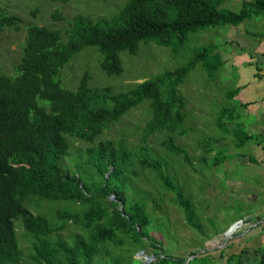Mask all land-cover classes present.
<instances>
[{"label":"trees","instance_id":"1","mask_svg":"<svg viewBox=\"0 0 264 264\" xmlns=\"http://www.w3.org/2000/svg\"><path fill=\"white\" fill-rule=\"evenodd\" d=\"M57 1L65 2L68 14H73L68 26L48 27L53 20L49 25H33L20 43L22 48L26 39L18 57L11 50L8 60L0 59V264H193L207 260L211 253L190 260L170 255L163 240L153 235L157 230L153 212L173 197L190 225L204 233L185 182L169 168L177 160L193 169L197 166L181 143L187 132L188 104L179 86L199 64L214 76L227 63L218 45L204 46L185 65L118 93L109 85L92 83L88 70L73 71L77 69L74 61L84 48L95 47L101 70L119 75L123 72L120 52L135 54L143 42L182 46L191 33L217 25H240L264 14V0L244 1L240 11L223 7L226 0H110L125 3L111 16L96 17L73 11L70 0ZM54 18L62 16L55 13ZM19 23L18 16L0 15V36L6 34V27L17 30ZM71 62L73 70L66 65ZM240 91L237 87L225 94L234 99ZM145 100L150 102L151 116L147 108L143 127L137 126L143 142L132 145L131 126L125 119ZM238 107L242 111L246 104ZM234 111L226 107L219 121L238 122ZM155 133H164L160 149L147 144ZM231 133L237 149L250 141L264 148L261 133L248 132L239 123ZM199 145L198 163L208 164L213 157L216 166L228 159L226 147L215 151L208 141ZM154 152L164 155L153 157ZM142 177L156 184V193L140 185ZM196 190L202 189L197 186ZM61 200L72 201L68 208L58 205L56 213L62 223L40 213ZM18 219L22 224L16 226ZM66 222L90 229V238L77 235L74 244L53 239ZM23 229L30 237H25ZM124 244V255L109 250ZM149 245L155 256L151 262L135 258V252ZM246 251L230 253L225 247L212 259L216 264H242ZM257 253L255 264H264V247Z\"/></svg>","mask_w":264,"mask_h":264},{"label":"rangeland","instance_id":"2","mask_svg":"<svg viewBox=\"0 0 264 264\" xmlns=\"http://www.w3.org/2000/svg\"><path fill=\"white\" fill-rule=\"evenodd\" d=\"M244 1L246 0H226L222 6L240 11ZM70 2L73 3V11L90 12V15L94 17L98 15L111 16L118 12L125 3L117 5V2L111 3L110 0H70ZM64 4L65 2L57 0H0V15H15L20 19L19 30H15L16 27H6L4 32L6 34L0 36V59L8 60L11 50L13 55L18 57L19 52L17 51L21 49L20 53L22 52L26 39L22 48H20V43L26 37L27 30L33 25H49L53 20L52 25L48 27L62 29L64 26H68V21L71 20L73 14H68L70 9ZM55 13L61 14L62 19L55 20ZM253 23L250 19L246 20L247 29L244 31V28H241L238 31L240 34L235 37L239 41L240 45L238 46L231 38L234 26L230 25H217L191 33L189 40L182 46L143 42L135 54L129 51L120 52L123 72L119 75L109 76L101 70L100 56L95 47L84 48L76 54L77 58L74 61V64L77 65L76 70H73V62L66 64L70 70L76 72L79 69H83V72L88 70L92 83L109 85L118 93L126 92L137 83L156 74L185 65L198 49L209 44H217L223 58L227 59V63L220 67L214 76H209L210 74L199 64L179 86V92L185 96L188 104L186 107V111L188 109L187 132L183 139L181 138V143L186 144L185 146L191 151L194 165L197 166L193 169L190 165L180 164V161L177 160L176 165L169 168V171L178 176L180 182H185V192L196 206V222L204 229V233H199L190 225L183 210L173 197H169L159 210L153 212V218L156 220L155 227H157L153 235L163 240V248L170 255L190 260L193 257L192 251H202L200 254L207 252V255L211 253L207 260L205 258L202 262L193 264H216L212 256L219 255L225 247L230 253L241 252L243 248H247L245 240L248 239L246 237L251 230L254 228L255 232L259 231L255 229H258L264 220V174L262 173L264 164L262 165L260 161L264 151L261 146L252 141L237 149L235 140L230 135L238 127V123L239 126H244L248 132L256 134L258 129L254 126L257 125L259 118L257 120V117H252L246 109L239 111L240 99H229L225 94L228 90L237 87L243 88L252 77L251 68H246V65L241 68V65L234 62V52L238 47L246 44L247 33H255L252 30L254 28L250 26ZM230 40L231 43L228 42ZM260 66L262 67L263 64L261 63ZM226 107L236 109V112L233 113L238 116V122L219 121V117ZM147 108L151 116L150 102L145 100L125 119V124L131 126L129 135L128 132L126 133L132 145L143 142L142 130L137 126L143 127ZM229 115L226 114L224 117L227 118ZM161 134L151 135L147 144L160 149ZM110 135L113 136V132ZM227 136L229 137L226 138ZM207 141L215 151L224 147L228 148V159L223 164L212 165L213 157L210 158L208 164L198 163L201 150L197 147L202 146L199 145L200 143ZM150 155L156 157L164 154L154 152ZM251 156H255L256 159L248 161ZM140 185L150 186L153 193H156L158 188L153 181L147 182L144 177L141 178ZM197 186L202 190L197 191ZM51 203L54 205L44 207L40 213L54 223H62L63 221L58 219L56 213L58 205L61 204V208H68L72 201L61 200ZM33 212L38 214L34 210ZM236 222L239 223L238 226L228 235L229 229ZM15 223L17 226L21 220L18 219ZM23 232L27 235L26 238L30 237L24 229ZM90 233L88 228L66 222L65 229L60 234H54L53 239L63 238L70 244H74L77 235L89 239ZM25 243L29 242L25 241ZM125 245L115 249L112 246L109 250L112 253L117 250L121 255H124L127 252ZM153 250V247L149 245L148 248L135 252V258L141 259L143 263L151 262L155 258ZM243 255L244 261L246 257L249 261L256 257L251 251L244 252ZM104 257L109 258L110 255ZM133 263L141 264V262Z\"/></svg>","mask_w":264,"mask_h":264},{"label":"crops","instance_id":"3","mask_svg":"<svg viewBox=\"0 0 264 264\" xmlns=\"http://www.w3.org/2000/svg\"><path fill=\"white\" fill-rule=\"evenodd\" d=\"M249 19L254 22L250 26L251 28H254L252 30L255 33H247L248 37L246 38V44L241 46L240 48L238 47L234 52V62L238 65H241V68L244 65H246V68H251L252 77L247 82V84L243 88H241L237 99H240V103L246 104V107L244 109H246L252 117H257V120L259 118L257 125L252 126L258 129V134L261 133L264 135V118H262L264 116V14L260 16H254ZM241 28H244V31L247 29L245 21L240 25L234 26L232 31L233 36H231V38L236 42L237 46L240 44L235 37L240 34L238 31ZM261 63L263 64L262 67L260 66ZM259 146L264 149L262 145ZM251 160L252 159H249L248 161ZM255 161L259 162L258 160ZM260 161L263 165L264 155H261ZM262 173L264 174V171H262ZM255 230L259 231L255 232L253 228L249 235L246 237L248 238V240H245V245L247 247L246 252L251 251L255 254L256 257L251 261L247 259L248 257H246L244 261L243 257L242 264H248L251 262L256 263L258 259L257 250H259V248L261 247H264V220L259 228Z\"/></svg>","mask_w":264,"mask_h":264},{"label":"water","instance_id":"4","mask_svg":"<svg viewBox=\"0 0 264 264\" xmlns=\"http://www.w3.org/2000/svg\"><path fill=\"white\" fill-rule=\"evenodd\" d=\"M239 224V223H238ZM238 224H237V222L236 223H234V225L233 226H231V228L229 229V233H228V235L230 234V233H232L233 232V230H235V228L238 226ZM202 251H200L199 253H201Z\"/></svg>","mask_w":264,"mask_h":264},{"label":"clouds","instance_id":"5","mask_svg":"<svg viewBox=\"0 0 264 264\" xmlns=\"http://www.w3.org/2000/svg\"><path fill=\"white\" fill-rule=\"evenodd\" d=\"M37 13V12H36ZM20 29V27H18V29L17 30H19ZM27 32H28V30H27ZM27 34V33H26ZM20 51H21V49L19 50V51H17V52H19V54H20ZM202 253V252H201ZM200 253L198 252L197 254H195L192 258H194L195 256H197V255H199ZM191 258V259H192ZM147 262H149V261H147Z\"/></svg>","mask_w":264,"mask_h":264}]
</instances>
